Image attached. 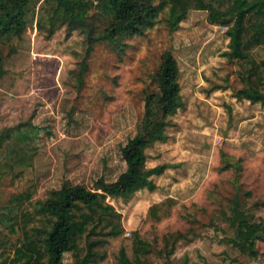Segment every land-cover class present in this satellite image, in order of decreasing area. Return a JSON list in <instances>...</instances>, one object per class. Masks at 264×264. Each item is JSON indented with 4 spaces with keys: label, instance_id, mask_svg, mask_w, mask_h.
<instances>
[{
    "label": "rangeland",
    "instance_id": "1",
    "mask_svg": "<svg viewBox=\"0 0 264 264\" xmlns=\"http://www.w3.org/2000/svg\"><path fill=\"white\" fill-rule=\"evenodd\" d=\"M165 13L123 51L102 41L87 57L88 30L69 35L68 24L52 36L29 28L18 52L0 50V130L25 122L51 129L42 132L33 163L2 179L0 204L25 191L39 198L66 180L115 181L127 169L120 148L136 135L146 92L157 89L156 71L172 49L184 105L169 118L167 141L146 149L148 168H167L153 177L155 190L109 198L123 214L126 235L139 229L157 250L174 246L177 260L208 251L217 239L214 226H228L221 214H232L236 201L246 216L264 221V105L236 97L240 66L226 55L228 27L209 24L207 11L191 10L171 33ZM90 15L93 36L101 34L105 19L96 8ZM256 55L264 58V47ZM168 196L179 200L172 214L148 219L149 207ZM3 236L9 238L7 230ZM254 250L256 256H241L242 264H264L261 239ZM70 260L66 253L64 263Z\"/></svg>",
    "mask_w": 264,
    "mask_h": 264
},
{
    "label": "trees",
    "instance_id": "2",
    "mask_svg": "<svg viewBox=\"0 0 264 264\" xmlns=\"http://www.w3.org/2000/svg\"><path fill=\"white\" fill-rule=\"evenodd\" d=\"M94 8L105 19L103 32L96 36L90 21ZM191 10L207 11L209 24L228 27L226 55L240 66L236 76L242 87L236 97L264 105V58L256 55L264 47V0H0V50L18 52L29 28L52 36L60 25L68 24L69 35L77 29L88 30L87 57L96 42L108 41L123 51L127 40L152 28L163 11L172 33ZM87 66L83 62L82 71ZM3 67L0 54V75ZM155 82L157 89L146 92L136 135L120 148L127 169L115 181L100 177L90 185L66 180L39 198L25 191L0 204V236L6 230L9 233V238H0V264H242V255L258 254L255 239L264 243V221L246 216L239 201L232 214H221L228 226H214L217 239L206 252L197 249L173 260L174 246L157 250L139 229L126 235L123 214L109 198L129 199L143 189L155 190L153 177L167 168H148L146 149L167 141L169 118L184 105L180 68L172 49L163 54ZM43 131L51 133L50 127L33 122L0 130V182L33 163ZM178 202L168 196L152 204L147 218L160 221L170 216ZM260 203L264 205V200ZM66 253L71 260L64 263Z\"/></svg>",
    "mask_w": 264,
    "mask_h": 264
},
{
    "label": "built area",
    "instance_id": "3",
    "mask_svg": "<svg viewBox=\"0 0 264 264\" xmlns=\"http://www.w3.org/2000/svg\"><path fill=\"white\" fill-rule=\"evenodd\" d=\"M127 235H130V232H127Z\"/></svg>",
    "mask_w": 264,
    "mask_h": 264
}]
</instances>
